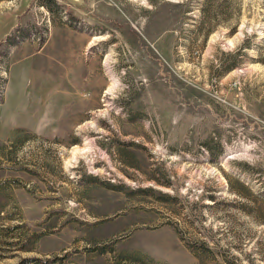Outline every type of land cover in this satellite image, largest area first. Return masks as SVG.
<instances>
[{
    "label": "rangeland",
    "instance_id": "rangeland-1",
    "mask_svg": "<svg viewBox=\"0 0 264 264\" xmlns=\"http://www.w3.org/2000/svg\"><path fill=\"white\" fill-rule=\"evenodd\" d=\"M0 264H264V0H0Z\"/></svg>",
    "mask_w": 264,
    "mask_h": 264
}]
</instances>
